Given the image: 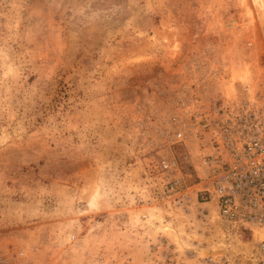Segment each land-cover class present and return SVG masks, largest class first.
<instances>
[{
  "label": "rangeland",
  "instance_id": "rangeland-1",
  "mask_svg": "<svg viewBox=\"0 0 264 264\" xmlns=\"http://www.w3.org/2000/svg\"><path fill=\"white\" fill-rule=\"evenodd\" d=\"M239 99L264 111V0H0V264L239 250L158 168L193 183L194 117Z\"/></svg>",
  "mask_w": 264,
  "mask_h": 264
},
{
  "label": "built area",
  "instance_id": "built-area-1",
  "mask_svg": "<svg viewBox=\"0 0 264 264\" xmlns=\"http://www.w3.org/2000/svg\"><path fill=\"white\" fill-rule=\"evenodd\" d=\"M180 123L174 140L185 144L182 127L187 123ZM193 124V183L170 157L159 162L160 184L178 204L195 189L196 200L212 206L225 249L239 247L237 241L243 245L209 255L200 264H264V111L239 99L220 108L216 118L194 117ZM245 236L250 239L243 243Z\"/></svg>",
  "mask_w": 264,
  "mask_h": 264
},
{
  "label": "bare ground",
  "instance_id": "bare-ground-1",
  "mask_svg": "<svg viewBox=\"0 0 264 264\" xmlns=\"http://www.w3.org/2000/svg\"><path fill=\"white\" fill-rule=\"evenodd\" d=\"M215 217V216H214ZM215 221H216V223H217V220H216V218H215ZM255 237L257 238V233L255 232ZM224 246H226V243L224 242ZM231 246V245H230ZM232 247V246H231Z\"/></svg>",
  "mask_w": 264,
  "mask_h": 264
}]
</instances>
